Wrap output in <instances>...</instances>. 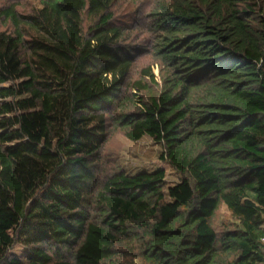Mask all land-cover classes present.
<instances>
[{
  "label": "trees",
  "instance_id": "16d2710c",
  "mask_svg": "<svg viewBox=\"0 0 264 264\" xmlns=\"http://www.w3.org/2000/svg\"><path fill=\"white\" fill-rule=\"evenodd\" d=\"M116 1L2 10L0 264H264V0H157V62L141 70L156 89L134 111L139 50L114 25ZM110 120L161 143L180 181L105 173ZM222 203L237 225L219 238Z\"/></svg>",
  "mask_w": 264,
  "mask_h": 264
},
{
  "label": "rangeland",
  "instance_id": "374dc122",
  "mask_svg": "<svg viewBox=\"0 0 264 264\" xmlns=\"http://www.w3.org/2000/svg\"><path fill=\"white\" fill-rule=\"evenodd\" d=\"M41 1L0 0V29H12L11 22L2 15V10L6 6L15 3L18 11L29 13L41 6ZM157 6V0H117L113 8L114 25L124 29L126 36L129 37L125 44L133 45L139 50L131 74L125 84L124 98H127V101L124 103V109L126 111L137 110L140 100L149 96L156 89L150 79L142 75L141 70L157 62L152 41H148L153 31V11L157 10ZM92 23L93 20L84 17V29H87ZM137 80L147 84L145 91H138L133 85ZM110 122L108 138L101 151L100 165L105 173L113 174L118 170H123L128 174H135L141 171L162 169L165 171L166 186L174 185L180 181L182 175L168 161L161 159L160 155L163 151L161 143L156 142L148 135H144L137 141L130 140L122 128L112 123L113 120ZM212 224L220 238L225 231L236 227L237 220L227 205L222 203L212 219ZM27 252L28 246L20 242L10 250L12 255L19 257L22 261L26 260ZM63 254L54 253V259H71L70 253L64 251ZM135 263L141 264L138 259H135Z\"/></svg>",
  "mask_w": 264,
  "mask_h": 264
}]
</instances>
